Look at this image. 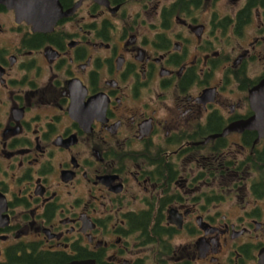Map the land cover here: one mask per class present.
I'll return each instance as SVG.
<instances>
[{
    "label": "flooded vegetation",
    "instance_id": "obj_1",
    "mask_svg": "<svg viewBox=\"0 0 264 264\" xmlns=\"http://www.w3.org/2000/svg\"><path fill=\"white\" fill-rule=\"evenodd\" d=\"M0 1V264H259L264 0Z\"/></svg>",
    "mask_w": 264,
    "mask_h": 264
},
{
    "label": "water",
    "instance_id": "obj_2",
    "mask_svg": "<svg viewBox=\"0 0 264 264\" xmlns=\"http://www.w3.org/2000/svg\"><path fill=\"white\" fill-rule=\"evenodd\" d=\"M14 8L18 19H26L37 28L52 26L57 19L74 10H63L60 0H0ZM259 264H264V248L260 252Z\"/></svg>",
    "mask_w": 264,
    "mask_h": 264
}]
</instances>
